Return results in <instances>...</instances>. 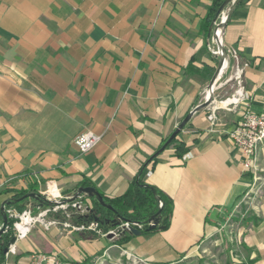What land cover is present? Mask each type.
<instances>
[{
    "label": "crops",
    "instance_id": "0c3cea01",
    "mask_svg": "<svg viewBox=\"0 0 264 264\" xmlns=\"http://www.w3.org/2000/svg\"><path fill=\"white\" fill-rule=\"evenodd\" d=\"M213 1L0 0V228L3 203L34 182L70 195L88 180L111 198L141 181L173 199L167 229L128 243L146 264H264V148L246 171L229 138L247 103L264 110V0H241L223 29L247 64L241 79L222 73L212 103L176 136L182 157L171 146L152 159L217 67ZM86 130L102 139L82 154L75 138ZM66 222L35 224L5 264L34 252L95 264L102 248L121 264L114 239Z\"/></svg>",
    "mask_w": 264,
    "mask_h": 264
},
{
    "label": "built area",
    "instance_id": "2783aa9c",
    "mask_svg": "<svg viewBox=\"0 0 264 264\" xmlns=\"http://www.w3.org/2000/svg\"><path fill=\"white\" fill-rule=\"evenodd\" d=\"M226 15L225 12L220 14L216 20L215 25L217 26L215 30V36L211 34L209 48L215 54L218 59L220 56H223V50L221 49L218 42L224 45L226 49L227 58L224 60V71L228 69H233L234 74L230 79H241L242 73L247 64H241L239 50L234 46H226L223 41V29L218 27L219 24L225 21ZM223 71V72H224ZM209 96V91L204 92V100ZM243 95H238L233 100L235 102L242 101L245 98ZM203 100V101H204ZM210 119H213V115H210ZM229 138L233 145L237 147L242 154V166L246 171L256 170L258 168L257 163V154L260 148H264V110L257 112L251 108L247 103L243 109L240 119L235 125V127L229 132ZM102 139V134H97L91 130H86L78 134L75 138V143L79 147V150L82 154L92 150ZM39 195L43 198V203L49 201V205L43 207L39 205V212L36 215H33L30 210H24L18 212L12 207H5V214L9 219H13V224L11 230L16 241L24 239L32 230L33 226L37 223H42L46 228L51 225L57 224L55 220H49L46 218L47 214L52 211H58L59 209H67L69 203H72V206L76 210L80 211L82 209V200L85 196H79L73 201L63 200L70 199L73 194L65 195L57 186L56 182L50 180L47 182L46 187L43 191L39 192ZM67 226L70 224L65 223ZM98 227L96 222L93 223L89 228L95 229ZM130 227H135L137 229H142L143 225L139 222L132 221H123L118 227L109 230L105 235L112 234V239H116L124 231H129ZM82 227H75V229H81ZM7 226L5 231L8 230ZM99 231V230H98ZM15 241V242H16ZM14 242V243H15ZM14 243H10L8 246V251L6 255L14 251ZM29 264H79L75 261L62 262L52 256L51 254H46L43 252H34L29 256Z\"/></svg>",
    "mask_w": 264,
    "mask_h": 264
},
{
    "label": "trees",
    "instance_id": "16d2710c",
    "mask_svg": "<svg viewBox=\"0 0 264 264\" xmlns=\"http://www.w3.org/2000/svg\"><path fill=\"white\" fill-rule=\"evenodd\" d=\"M223 0H214L212 5L208 9V17L215 19ZM208 26V25H207ZM167 140V139H166ZM165 140V141H166ZM173 146L175 153L178 157H182L187 148L184 144L177 142L175 137L166 148ZM165 148V149H166ZM81 186H94L88 181L83 180L80 182ZM38 189V183L34 182L26 189L18 190L7 207H13L19 212L28 207L29 203H33L35 207H39V204L31 197L21 199L24 195L35 192ZM106 203L110 204L113 209H109L101 205L96 198H90L93 201V207L86 214H75L73 216V222L76 224H89L90 222H96L98 228L103 232L118 227L123 221L139 222L143 225L141 230L142 234H147L159 230H165L169 227L173 214V199L171 196L160 190L158 187L150 184H145L141 181L134 182L126 192L115 197H107L102 192ZM49 201L43 203V207L48 206ZM160 211V222L156 228L150 229L147 220ZM13 219H9L7 226L9 227L2 235H0V264H5V248L11 243L13 232L11 230ZM134 237V234L130 231H125L120 236L114 239V243L128 244Z\"/></svg>",
    "mask_w": 264,
    "mask_h": 264
},
{
    "label": "water",
    "instance_id": "95a60500",
    "mask_svg": "<svg viewBox=\"0 0 264 264\" xmlns=\"http://www.w3.org/2000/svg\"><path fill=\"white\" fill-rule=\"evenodd\" d=\"M240 1L241 0H225L222 3V5L220 6V8L218 10L217 17L220 14H222L223 12H225V9L227 7L228 8H227V10L225 12V15H226L225 21L222 22L221 24H219L218 27L224 28L227 25V23H228L231 15H232L235 7L240 3ZM216 18H215V20H216ZM215 20L213 21V24H212V26L210 28V31L212 32V34H213L214 37H216L215 36V30L217 28V26L214 24L215 23ZM218 43H219L221 49L223 50L224 55L223 56H220V58L218 59L217 67L215 69V72H214L211 80H210V83L208 84V91H209L208 98L205 99L201 104H199L198 106H196L182 120V122L177 126V128L174 130V132L169 136V138L166 140V142L163 144V146L157 152H155L153 154L152 159L154 157H157L160 153H162L165 150V148L167 147V145L180 133V131L184 128V126L186 125V123L190 120V118L192 117V115L196 111H198V110H200L202 108L207 107L214 100V97H215V93H214L215 84H216V82L218 81V79L220 78V76L222 75V73L224 71V68H223L224 67V60L227 58V53H226V49L224 48V45L222 43H220V42H218ZM79 196H87V197H90V198H93L94 197V198H96L98 200V202L101 205H103V206H105V207H107L109 209H113V207L110 204L106 203V201L104 200V196L94 186H80V187H78V189L73 194V196L70 199L63 200V202L73 201V200L77 199ZM26 197H31V198L36 199L39 202V205H42L43 204V198L37 192L28 193V194L24 195L23 197H21V199H24ZM9 202H10V200H7L2 205V209H3V212H4V216H3L4 223H3V226L0 228V235H2L5 232V229L7 227L8 221H9L8 216L5 214V206ZM159 222H160V211H158L155 215L151 216L147 220V223L149 224V228L150 229L156 228L159 225ZM129 231L132 232L134 235H140L141 234V230L140 229H137L135 227H130ZM109 237L111 238L112 237V234H109ZM15 241H16L15 237L12 236V238H11V244L14 243ZM4 251H5V253H7L8 247L5 248Z\"/></svg>",
    "mask_w": 264,
    "mask_h": 264
},
{
    "label": "rangeland",
    "instance_id": "374dc122",
    "mask_svg": "<svg viewBox=\"0 0 264 264\" xmlns=\"http://www.w3.org/2000/svg\"><path fill=\"white\" fill-rule=\"evenodd\" d=\"M41 183L42 182H40V184ZM38 185H39V183H38ZM45 186L43 189H39V187H38V189L35 192L39 193L40 191H43L45 189ZM32 199H34V198H32ZM34 200L39 204V202L36 199H34ZM82 205H83L82 209H79L80 211H78V210H76V208H74L72 206V203H69L66 210L65 209H59L58 211L49 212L47 214L46 218L49 217V220H55L57 223L59 221H64V220L69 221L70 223L69 222H66V223L70 224V228L72 230L84 231V233H87V234H89V233L86 231H90L91 232L90 234L92 235V237H95V238L96 237H105V238L109 237V235H105L107 232L101 231L98 227H95V229L89 228L91 225L93 226L94 222H90L89 224H82V223L76 224L73 222L72 219H73V216L75 214H86V213H88V211L93 207V201L91 199H87L86 197H84L82 200ZM246 205H247L246 203L242 202L239 209L241 207H242V209H244L246 207ZM24 210H30L33 215H36L39 212V208L35 207L33 205V203H29L28 207ZM237 217H238V214L234 213V214H231L229 219H234ZM75 227H82V228L81 229H75ZM110 239H112V238H110ZM115 244L118 245L117 246L118 248H115V255H117L120 258L119 263H121V264H146L142 260V258L140 256H138V254L135 253V251H133L131 248H129L128 244H126V245L125 244H118V243H115ZM104 249L105 248L100 249L95 255H93L97 259V261L94 262L95 264H107L106 259L109 258L110 255L106 254L104 252ZM196 263H197V261H196ZM162 264H170V263H162Z\"/></svg>",
    "mask_w": 264,
    "mask_h": 264
}]
</instances>
